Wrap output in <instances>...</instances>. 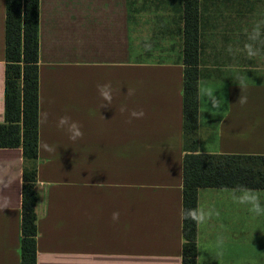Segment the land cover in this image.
<instances>
[{"label": "crops", "instance_id": "crops-1", "mask_svg": "<svg viewBox=\"0 0 264 264\" xmlns=\"http://www.w3.org/2000/svg\"><path fill=\"white\" fill-rule=\"evenodd\" d=\"M196 1L199 151L264 154V0ZM186 3L40 0L37 264H182ZM5 22L0 0V122ZM22 171L0 147V264H21ZM251 194L199 189L197 264H251Z\"/></svg>", "mask_w": 264, "mask_h": 264}, {"label": "trees", "instance_id": "trees-1", "mask_svg": "<svg viewBox=\"0 0 264 264\" xmlns=\"http://www.w3.org/2000/svg\"><path fill=\"white\" fill-rule=\"evenodd\" d=\"M196 0H187L184 38L182 264H197L198 191L202 187L264 189V154L199 151L200 32ZM40 0H6L5 120L0 147H22L21 264H37V174Z\"/></svg>", "mask_w": 264, "mask_h": 264}, {"label": "rangeland", "instance_id": "rangeland-1", "mask_svg": "<svg viewBox=\"0 0 264 264\" xmlns=\"http://www.w3.org/2000/svg\"><path fill=\"white\" fill-rule=\"evenodd\" d=\"M255 204L259 205V212L253 210ZM249 223L251 226L250 242L249 246L245 247V253L249 255L251 264H264V194H251Z\"/></svg>", "mask_w": 264, "mask_h": 264}, {"label": "clouds", "instance_id": "clouds-1", "mask_svg": "<svg viewBox=\"0 0 264 264\" xmlns=\"http://www.w3.org/2000/svg\"><path fill=\"white\" fill-rule=\"evenodd\" d=\"M100 92H101V95L104 97L105 100H107L109 103L111 102V95H110V91L108 89L107 86H103L100 88ZM143 111L141 112H136V111H133L131 113V115L135 118H140L143 116ZM66 124H68V118L66 117H62L59 121V126L63 127L65 126ZM68 131L71 133V136L70 138L75 140L76 138L78 137H81L83 135V133L80 131L79 127L77 126L76 123H71L69 126H68ZM254 211H257L259 212L260 211V208H259V205L258 204H255L254 205V208H253ZM190 216H192L193 219H202V216L201 217H197L195 213H189ZM119 217V213L118 212H114L113 213V220H117Z\"/></svg>", "mask_w": 264, "mask_h": 264}]
</instances>
